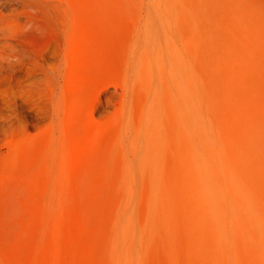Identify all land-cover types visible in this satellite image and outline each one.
<instances>
[{
    "label": "rangeland",
    "instance_id": "rangeland-1",
    "mask_svg": "<svg viewBox=\"0 0 264 264\" xmlns=\"http://www.w3.org/2000/svg\"><path fill=\"white\" fill-rule=\"evenodd\" d=\"M25 2L59 119L0 149V264H264V0Z\"/></svg>",
    "mask_w": 264,
    "mask_h": 264
},
{
    "label": "bare ground",
    "instance_id": "bare-ground-1",
    "mask_svg": "<svg viewBox=\"0 0 264 264\" xmlns=\"http://www.w3.org/2000/svg\"><path fill=\"white\" fill-rule=\"evenodd\" d=\"M26 4L25 0H0V149L17 140L12 145L24 144L28 137L43 136L45 129L26 133L25 117L46 120V127H53L59 119L53 98L60 63L45 64L44 54L29 51L17 38L29 24L24 16Z\"/></svg>",
    "mask_w": 264,
    "mask_h": 264
}]
</instances>
